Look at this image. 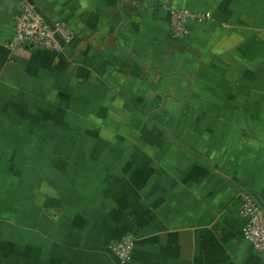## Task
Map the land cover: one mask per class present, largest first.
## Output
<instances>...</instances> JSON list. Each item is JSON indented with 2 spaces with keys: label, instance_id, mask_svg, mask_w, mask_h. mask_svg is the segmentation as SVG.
<instances>
[{
  "label": "crops",
  "instance_id": "1",
  "mask_svg": "<svg viewBox=\"0 0 264 264\" xmlns=\"http://www.w3.org/2000/svg\"><path fill=\"white\" fill-rule=\"evenodd\" d=\"M25 2L73 39L10 50ZM176 11L211 18L180 40ZM245 195L264 212V0H0V264H264Z\"/></svg>",
  "mask_w": 264,
  "mask_h": 264
},
{
  "label": "built area",
  "instance_id": "2",
  "mask_svg": "<svg viewBox=\"0 0 264 264\" xmlns=\"http://www.w3.org/2000/svg\"><path fill=\"white\" fill-rule=\"evenodd\" d=\"M171 16L172 34L174 38L180 40L185 39L189 34L187 22L190 18H197L198 20L211 18L210 14L193 16L184 11L173 12ZM54 27L55 31H52L36 8L25 2L20 14L15 19L13 35L8 45L9 49L17 50L28 47L57 53L61 50L62 45L56 35H59L63 41L69 42L73 39V34L67 25L63 23L54 25ZM241 215L247 219V224L243 229L245 239L254 247L256 252L264 254L263 210L250 196L245 195L242 197ZM133 247V237L126 236L114 246V252L122 263H126L131 258Z\"/></svg>",
  "mask_w": 264,
  "mask_h": 264
},
{
  "label": "water",
  "instance_id": "3",
  "mask_svg": "<svg viewBox=\"0 0 264 264\" xmlns=\"http://www.w3.org/2000/svg\"><path fill=\"white\" fill-rule=\"evenodd\" d=\"M32 6H34L35 3L31 2ZM37 12L44 18V20L47 22V24L50 26L52 31H55V27L54 24L52 23V21L43 13V11H41V9L36 7ZM57 39L60 41L61 45L64 42L63 39L59 36L56 35ZM107 252L109 253V255L112 257V259L116 262V263H121L122 261L119 259V257L116 255V253L112 250V249H108Z\"/></svg>",
  "mask_w": 264,
  "mask_h": 264
}]
</instances>
